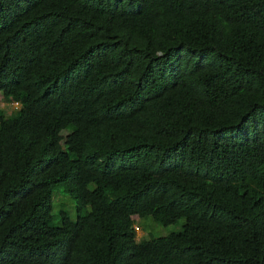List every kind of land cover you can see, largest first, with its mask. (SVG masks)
Masks as SVG:
<instances>
[{"label": "trees", "instance_id": "1", "mask_svg": "<svg viewBox=\"0 0 264 264\" xmlns=\"http://www.w3.org/2000/svg\"><path fill=\"white\" fill-rule=\"evenodd\" d=\"M0 94V264H264V0H0Z\"/></svg>", "mask_w": 264, "mask_h": 264}, {"label": "rangeland", "instance_id": "2", "mask_svg": "<svg viewBox=\"0 0 264 264\" xmlns=\"http://www.w3.org/2000/svg\"><path fill=\"white\" fill-rule=\"evenodd\" d=\"M18 105L19 104L15 101L4 100L0 94V110L4 113V115L13 113L17 109ZM53 194V200L55 201L54 210L57 211L62 209L67 212L71 219H74L75 213L73 201L69 195L65 192H61L58 186L53 189ZM182 223L183 219L180 218L175 223L161 225L154 221L150 215H145L138 218L135 216L132 228L136 240L148 239L151 237L163 236L170 232H176L181 229Z\"/></svg>", "mask_w": 264, "mask_h": 264}, {"label": "clouds", "instance_id": "3", "mask_svg": "<svg viewBox=\"0 0 264 264\" xmlns=\"http://www.w3.org/2000/svg\"><path fill=\"white\" fill-rule=\"evenodd\" d=\"M15 102H16V101H15ZM16 103H18V102H16ZM133 225H134V224H133ZM133 225H132V226H133ZM132 229H133V228H132ZM134 238H135V237H134ZM137 240H138V239H137Z\"/></svg>", "mask_w": 264, "mask_h": 264}]
</instances>
